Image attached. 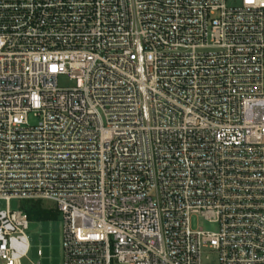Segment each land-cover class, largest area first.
<instances>
[{"label": "built area", "instance_id": "obj_1", "mask_svg": "<svg viewBox=\"0 0 264 264\" xmlns=\"http://www.w3.org/2000/svg\"><path fill=\"white\" fill-rule=\"evenodd\" d=\"M22 200L63 264H264V0H0L4 264Z\"/></svg>", "mask_w": 264, "mask_h": 264}, {"label": "rangeland", "instance_id": "obj_2", "mask_svg": "<svg viewBox=\"0 0 264 264\" xmlns=\"http://www.w3.org/2000/svg\"><path fill=\"white\" fill-rule=\"evenodd\" d=\"M58 84L62 88H69L75 85V81L70 79L66 74H61L58 78ZM44 207L56 209V216L42 221H31L30 228L27 231L30 250L26 258L22 259V264H63L62 251V233H63V218L61 212L57 209L52 201H42ZM19 203L13 201L12 207L17 208ZM2 206L4 204L2 203ZM193 228L202 227L205 229H215V225L209 224L200 215H193ZM40 250L42 254L40 255ZM204 264H217V256L210 250L206 251ZM0 264H4L0 260Z\"/></svg>", "mask_w": 264, "mask_h": 264}, {"label": "trees", "instance_id": "obj_3", "mask_svg": "<svg viewBox=\"0 0 264 264\" xmlns=\"http://www.w3.org/2000/svg\"><path fill=\"white\" fill-rule=\"evenodd\" d=\"M19 205L28 215L30 221L48 220L57 214L56 209L44 207L41 200H22Z\"/></svg>", "mask_w": 264, "mask_h": 264}]
</instances>
